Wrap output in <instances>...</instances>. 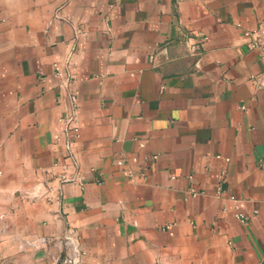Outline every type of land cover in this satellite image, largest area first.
<instances>
[{
	"label": "crops",
	"instance_id": "1",
	"mask_svg": "<svg viewBox=\"0 0 264 264\" xmlns=\"http://www.w3.org/2000/svg\"><path fill=\"white\" fill-rule=\"evenodd\" d=\"M262 19L264 0H0V264H264L243 37Z\"/></svg>",
	"mask_w": 264,
	"mask_h": 264
},
{
	"label": "built area",
	"instance_id": "2",
	"mask_svg": "<svg viewBox=\"0 0 264 264\" xmlns=\"http://www.w3.org/2000/svg\"><path fill=\"white\" fill-rule=\"evenodd\" d=\"M81 33L82 30L76 27L75 34L78 36ZM243 37L246 39L247 48L249 50L255 51L258 57L264 62V19L259 21L253 29L244 30ZM202 39H205V37H203ZM150 58L153 59V56H151ZM53 67L55 73L61 78H64V81L66 83L65 85H67L70 82L72 76L69 74L65 75L59 63H54ZM249 78L251 81L255 83L256 87L264 88V69L259 73H252ZM66 95L69 103V111L63 116H60L59 121L62 123L64 127V131H66V134L69 137H78L79 135L78 118H77L78 105H77L76 94L73 91H66ZM54 140L57 142L60 140V138L57 135H55ZM71 143H72L71 140H67L65 142V145L67 147H70ZM226 160L228 161V159ZM74 163H76L75 160ZM223 175L224 173H221L220 178H222ZM130 176L132 179L134 178V174L131 172H130ZM57 179L61 183L71 181V182H76L80 185L83 184L82 179L78 173L75 174L74 176H68L65 172H63L57 176ZM190 192L192 195L196 194V191L194 189H191ZM235 217L240 222H245L247 220V216L243 213H236Z\"/></svg>",
	"mask_w": 264,
	"mask_h": 264
}]
</instances>
